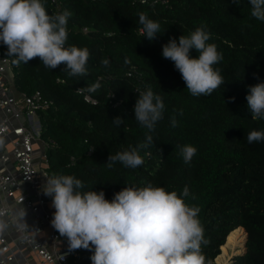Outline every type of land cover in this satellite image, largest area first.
<instances>
[{"label": "trees", "instance_id": "obj_1", "mask_svg": "<svg viewBox=\"0 0 264 264\" xmlns=\"http://www.w3.org/2000/svg\"><path fill=\"white\" fill-rule=\"evenodd\" d=\"M133 1L60 0L58 8L52 0H42L49 14L71 13L66 47L89 50L85 77L70 76L64 65L49 69L39 58L17 65L11 56L18 92L41 90L54 102L39 115L41 136L54 140L47 148L49 172L73 175L85 190H103L108 200L126 186L151 183L178 195L187 186L185 202L200 208L206 260L213 264L227 235L244 228L246 251L235 264H264V142H247L250 131L264 130V119L251 118L246 100L249 86L264 83V21L251 16L248 0ZM141 12L161 25L154 41L140 32ZM201 26L211 34L208 42L223 54L214 67L224 84L209 96L193 97L174 63L162 57V46ZM191 55L198 54L193 50ZM97 81L101 87L92 95L98 103L88 104L76 88ZM149 87L165 104L163 118L150 133L154 143L140 149L143 165L131 169L116 162L109 167L110 155L145 142L147 129L134 118L133 108L139 91ZM117 116L124 118L119 127L113 123ZM184 145L197 148L188 165L180 154ZM75 252L80 254L78 264H91V252Z\"/></svg>", "mask_w": 264, "mask_h": 264}, {"label": "clouds", "instance_id": "obj_2", "mask_svg": "<svg viewBox=\"0 0 264 264\" xmlns=\"http://www.w3.org/2000/svg\"><path fill=\"white\" fill-rule=\"evenodd\" d=\"M238 3L239 0H232ZM251 16L264 21V0H248ZM71 13L68 10L49 14L42 0H0V43L6 46V54L14 57V63L28 64L39 58L49 69L60 65L70 76L88 75L87 64L90 52L87 48L67 46V24ZM141 32L150 42L160 35L161 25L144 12L138 14ZM211 34L204 26L197 27L189 35L170 38L162 46V57L171 60L181 75L186 89L193 97L209 96L224 84L220 69L214 67L223 60V54L214 43H209ZM198 54L195 58L191 52ZM102 64L107 67L109 61ZM101 87L99 81L86 87L89 93ZM247 107L253 120L264 119V83L248 87ZM165 104L160 95L149 87L139 91L133 112L134 118L147 129L146 140L138 148L110 155L109 167L119 162L135 169L144 163L140 149L154 143L150 134L163 118ZM124 118H113L116 126ZM171 126H177L175 116ZM249 144L264 142V130H252L247 134ZM197 153L192 145L180 147L185 165L191 163ZM82 180L73 175L46 177L41 187L44 196L51 198L54 209L50 224L61 237L67 240L68 252L59 257L65 259L76 250L91 252V264H211L202 251L208 240L198 218L200 208L185 202L190 195L187 186L182 194L166 191L151 183L143 187L126 186L114 194L112 200L103 190H85ZM90 189V188H89ZM0 208H11L17 222L13 225L20 231L27 223V209L16 208L0 202ZM10 227L5 214L0 210V233Z\"/></svg>", "mask_w": 264, "mask_h": 264}, {"label": "built area", "instance_id": "obj_3", "mask_svg": "<svg viewBox=\"0 0 264 264\" xmlns=\"http://www.w3.org/2000/svg\"><path fill=\"white\" fill-rule=\"evenodd\" d=\"M52 2L60 7V0ZM138 2L170 4V0H134L133 4ZM83 30L88 32L87 27ZM6 52V46L0 43V202L26 208L30 226L20 231L13 226L17 218L12 209L0 208L10 225L0 233V264H78L80 254L75 251L68 253L63 261L59 260L68 252L63 248L66 240L52 228L48 208L51 198L41 191L46 177L51 176L47 148L54 140L41 136L40 118L35 121L34 117L49 110L54 102L41 90L31 94L18 92L12 57ZM57 81L65 82L61 78ZM85 89L77 87L76 92L86 103L96 105L97 98ZM36 151L41 153L38 160Z\"/></svg>", "mask_w": 264, "mask_h": 264}, {"label": "bare ground", "instance_id": "obj_4", "mask_svg": "<svg viewBox=\"0 0 264 264\" xmlns=\"http://www.w3.org/2000/svg\"><path fill=\"white\" fill-rule=\"evenodd\" d=\"M245 233L246 231L244 230V228H239L229 234L227 244L224 246L225 254L218 257V264H226L228 261H231L234 256L241 253L237 252V250L239 249L238 243L244 238V235L246 238L247 233ZM245 238L243 240L244 243L246 240Z\"/></svg>", "mask_w": 264, "mask_h": 264}, {"label": "rangeland", "instance_id": "obj_5", "mask_svg": "<svg viewBox=\"0 0 264 264\" xmlns=\"http://www.w3.org/2000/svg\"><path fill=\"white\" fill-rule=\"evenodd\" d=\"M38 119H39L38 116H35V117H34V120H35V121L38 120ZM39 122H40V125H42L41 119H39ZM37 131H38V130H37ZM45 139H47V138H45ZM40 154H41V153H39L38 151L35 152V158H36L37 160L40 158ZM49 198H50V197H49ZM50 204H51V200L49 201V210H50L51 215H52V213L54 212V209H52V208L50 207ZM230 233H231V232H230ZM230 233H229V234H230ZM246 233H247V232H246ZM246 233H245V234H246ZM229 234L227 235L225 242L220 246V251H221V252H220V253L217 255V257L214 259L213 264H218V262H217L218 257H219L220 255L225 254L224 246L227 244ZM62 238H65V237H62ZM244 238H245V235H244ZM244 238H243L241 241H239V243H238V246H239V249L237 250L238 253H240V252H242V251L244 250V242H243ZM65 239H66V238H65ZM245 239H246V238H245ZM230 262H231V261H228L226 264H229Z\"/></svg>", "mask_w": 264, "mask_h": 264}, {"label": "water", "instance_id": "obj_6", "mask_svg": "<svg viewBox=\"0 0 264 264\" xmlns=\"http://www.w3.org/2000/svg\"><path fill=\"white\" fill-rule=\"evenodd\" d=\"M247 239H248V233L246 234V240H245V243H244V250H243L240 254L234 256V257L231 259V262H230L229 264H235V261H236L235 258H236L237 256L243 254V253L246 251V241H247Z\"/></svg>", "mask_w": 264, "mask_h": 264}, {"label": "crops", "instance_id": "obj_7", "mask_svg": "<svg viewBox=\"0 0 264 264\" xmlns=\"http://www.w3.org/2000/svg\"><path fill=\"white\" fill-rule=\"evenodd\" d=\"M63 239L66 240L65 238H63ZM63 248L64 249H67V240H66V242L63 243ZM26 252L28 253V255H30V252L29 251H26Z\"/></svg>", "mask_w": 264, "mask_h": 264}]
</instances>
